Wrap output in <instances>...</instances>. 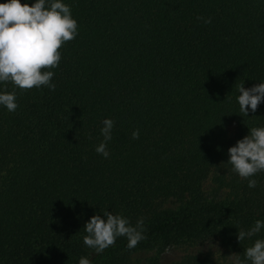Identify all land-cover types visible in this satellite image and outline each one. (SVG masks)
Instances as JSON below:
<instances>
[{"label":"trees","instance_id":"1","mask_svg":"<svg viewBox=\"0 0 264 264\" xmlns=\"http://www.w3.org/2000/svg\"><path fill=\"white\" fill-rule=\"evenodd\" d=\"M62 2L78 35L51 69L55 90L0 83L18 104L0 105V264H213L195 254L163 261L212 236L245 260L264 239V228L237 239L264 222V172L249 188L227 162L264 127V101L244 116L237 99L240 84L264 83V0ZM104 119L115 121L107 158L95 151ZM221 167L215 180L228 193L208 198L204 183ZM105 210L133 226L142 218L147 239L129 250L118 237L96 254L84 227Z\"/></svg>","mask_w":264,"mask_h":264},{"label":"clouds","instance_id":"2","mask_svg":"<svg viewBox=\"0 0 264 264\" xmlns=\"http://www.w3.org/2000/svg\"><path fill=\"white\" fill-rule=\"evenodd\" d=\"M205 24L211 23V17L198 16ZM78 22L72 17L71 8L62 0H35V3H21V0H7L0 3V83H11L22 91L33 88L48 87L55 90L51 83L54 72L61 60V47L76 38ZM237 97L240 112L248 116L249 108L253 113L264 101V83L246 89L244 84L238 86ZM0 105L14 112L18 108L16 92H0ZM101 134L103 141L95 151L107 158L110 153L107 143L112 139L115 121L104 119ZM140 130L132 132V139H139ZM230 159L227 163L242 179H248V187L255 188L257 181L251 179L264 172V127H253L248 135L238 140L235 146L228 149ZM102 218L93 215L86 223L83 243L94 249L96 254L114 247L118 237L127 238V248H135L142 240L146 229L143 219L135 226L128 218L105 210ZM264 228V222L257 220L248 231L239 230V242L246 237L255 236ZM264 264V239H256L254 244L245 249V260L237 256L234 264ZM79 264H92L87 257H81Z\"/></svg>","mask_w":264,"mask_h":264},{"label":"rangeland","instance_id":"3","mask_svg":"<svg viewBox=\"0 0 264 264\" xmlns=\"http://www.w3.org/2000/svg\"><path fill=\"white\" fill-rule=\"evenodd\" d=\"M234 130L233 126L229 127V132L232 133ZM222 170H226L225 167L215 169L209 176L208 180L204 183V190L208 198L225 197L228 193V189L220 187L217 180V175H223L225 172L220 174ZM234 176L236 174L231 171ZM184 254H195L199 257H207L213 264H234L235 258L237 257L229 246H227L221 238L212 236L206 237L205 239H198L189 244H182L178 247H172L167 249L163 254V261L168 263L171 262Z\"/></svg>","mask_w":264,"mask_h":264}]
</instances>
